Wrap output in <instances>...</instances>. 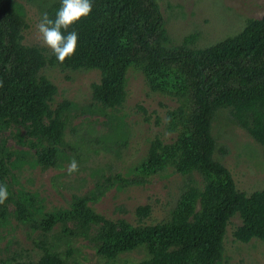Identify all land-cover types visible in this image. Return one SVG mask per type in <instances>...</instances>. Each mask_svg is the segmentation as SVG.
Returning a JSON list of instances; mask_svg holds the SVG:
<instances>
[{
    "label": "trees",
    "instance_id": "obj_1",
    "mask_svg": "<svg viewBox=\"0 0 264 264\" xmlns=\"http://www.w3.org/2000/svg\"><path fill=\"white\" fill-rule=\"evenodd\" d=\"M60 0L48 9L50 17ZM25 16L17 0H0V120L31 125L40 139L50 143L37 151V162L56 166V144L61 141V115L67 103L52 109L56 86L42 71L46 66L71 70H97L99 83L92 85L95 101L106 109L121 107L127 99L128 72H141L154 92L169 96L177 106L167 111L171 143L156 137L137 166L143 184L172 168L188 182L171 216L147 224L151 206L137 209L138 223L112 220L97 214L85 200L70 209L56 211L38 221L27 205L33 197L0 205V218L8 204L16 203L18 216L34 229L52 230L58 221L89 217L100 225L97 253L105 264H126L121 255L145 245L147 255L135 264H221L224 237L234 217L241 224L233 232L237 241L264 242V190L247 193L238 189L231 171L216 158L213 125L222 110L264 145V16L248 19L239 34L200 49L198 32L172 45L157 0H92L90 15L67 32L78 33L75 54L63 63L53 53L24 44ZM67 32L64 34L67 35ZM47 120V124L45 122ZM0 184H6L0 144ZM7 185V184H6ZM67 233V231H65ZM37 261L12 259L3 264H68L54 246L43 245Z\"/></svg>",
    "mask_w": 264,
    "mask_h": 264
},
{
    "label": "rangeland",
    "instance_id": "obj_2",
    "mask_svg": "<svg viewBox=\"0 0 264 264\" xmlns=\"http://www.w3.org/2000/svg\"><path fill=\"white\" fill-rule=\"evenodd\" d=\"M25 16L24 44L52 51L38 38L36 25L41 14L59 0H17ZM172 45H179L192 33L200 34L197 48L211 47L235 36L248 19L264 16V0H157ZM42 75L57 88L52 109L66 102L61 115L62 138L57 143L56 166L37 162V151L50 146L38 138L33 127L10 119L0 120V144L5 181L15 201L33 197L27 205L38 221L56 211L70 209L78 200L97 214L138 223L137 209L151 206L147 224L167 220L186 187L188 177L167 168L143 184L136 168L148 154L156 137L165 143L175 140L168 130L167 111L177 102L150 89L145 76L128 72L127 99L121 107L106 109L95 101L92 85L99 83L97 70H71L46 66ZM47 124V120H45ZM213 133L218 143L216 158L232 173L238 189L247 193L264 190V145L259 144L231 118L228 110L217 115ZM75 158L79 171L69 174L67 166ZM32 222L18 216L16 203L8 204V214L0 218V264L18 259L37 261L43 245L54 246L67 256L68 264H105L97 253L101 226L89 217L56 222L49 232L34 229ZM241 224L233 218L224 237L221 264H264V242L237 241L233 232ZM67 231V233H65ZM147 255L146 246L118 259L135 264Z\"/></svg>",
    "mask_w": 264,
    "mask_h": 264
},
{
    "label": "clouds",
    "instance_id": "obj_3",
    "mask_svg": "<svg viewBox=\"0 0 264 264\" xmlns=\"http://www.w3.org/2000/svg\"><path fill=\"white\" fill-rule=\"evenodd\" d=\"M92 11V0H60V7L55 12V17L48 12L41 14L36 25L38 38L43 46L49 48L56 60L63 63L72 57L78 47V33L67 30L80 20L88 17ZM67 32V35L64 33ZM79 171L78 162L73 158L67 166L69 174ZM9 193L6 184H0V205L5 204Z\"/></svg>",
    "mask_w": 264,
    "mask_h": 264
}]
</instances>
